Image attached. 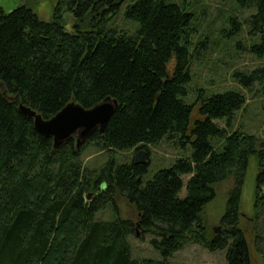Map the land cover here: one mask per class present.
Returning a JSON list of instances; mask_svg holds the SVG:
<instances>
[{
  "label": "trees",
  "instance_id": "trees-1",
  "mask_svg": "<svg viewBox=\"0 0 264 264\" xmlns=\"http://www.w3.org/2000/svg\"><path fill=\"white\" fill-rule=\"evenodd\" d=\"M236 1L255 8L250 23L263 35L253 50L264 49V0ZM124 4L125 18L137 23L133 30L112 22ZM65 12L73 14L72 31ZM193 19L176 0H57L48 20L25 3L9 12L0 7V264H168L192 239L210 251L226 249L227 264H252L240 207L255 156V215H264V139L214 121L245 104L238 89H200L193 102L185 101ZM231 22L238 30L237 20ZM107 97L119 107L105 130L80 148L75 136L55 148L19 108L23 103L50 118L72 100L91 108ZM165 137L190 142L192 154L148 181L147 163L113 156L131 148L148 156L149 144ZM89 140L111 153L100 167L84 163ZM184 175H190L186 183ZM229 177L222 227L208 237L202 212L216 196L215 185ZM184 185L187 194L180 197ZM118 195L136 207L137 225L154 235L162 259L132 257L133 220L97 217ZM258 238L264 258V234Z\"/></svg>",
  "mask_w": 264,
  "mask_h": 264
},
{
  "label": "rangeland",
  "instance_id": "rangeland-1",
  "mask_svg": "<svg viewBox=\"0 0 264 264\" xmlns=\"http://www.w3.org/2000/svg\"><path fill=\"white\" fill-rule=\"evenodd\" d=\"M176 1L184 3L186 8L194 13L191 81L188 84L189 94L185 97V101L193 102L200 89H204L208 94L238 89L246 97L245 104L230 118L214 121L228 131L241 129L264 139V49L253 50L255 45L262 42L263 34L258 26L253 28L250 23V16L255 12V8H244L236 0ZM23 3L32 7L42 19L48 20L54 12L57 0H0V7L9 12ZM125 8L124 4L120 12L113 17L112 22L120 27L133 30L137 27V23L125 18ZM232 18L237 20L238 30L233 29ZM63 20L65 28L72 31L74 29L73 14L63 13ZM173 65L172 60L169 63L170 69ZM243 75L249 76L247 85L241 82ZM148 148L149 155H144L147 163L144 181L151 179L157 170L173 165L178 158L190 157L193 150L190 142L183 145L180 139L166 137L156 144H149ZM140 150L145 151V149L131 148L116 151L113 156L119 162L131 161L137 157ZM110 157L111 153L96 144L95 140H89L83 147L82 158L84 163L91 168L100 167ZM258 171V161L255 156H251L243 185L240 227L249 244L252 264H264V258L258 250L257 243L258 233L264 234L262 229L264 215L261 218L255 215ZM189 177L190 175L183 176L185 183ZM232 185V177L217 183L214 200L207 204L202 212L208 237L217 233L215 228L222 227L221 217L225 211L228 192ZM186 194L187 188L184 185L179 195L185 197ZM116 215L131 219L136 224L135 233L129 236L133 258L162 259L161 252L152 243L154 235L137 225L139 213L136 207L120 195L116 197L113 205L108 204L97 213V217L103 219H112ZM168 264H227L226 249L210 251L192 239L169 257Z\"/></svg>",
  "mask_w": 264,
  "mask_h": 264
},
{
  "label": "water",
  "instance_id": "water-1",
  "mask_svg": "<svg viewBox=\"0 0 264 264\" xmlns=\"http://www.w3.org/2000/svg\"><path fill=\"white\" fill-rule=\"evenodd\" d=\"M118 107V100L112 97H107L91 108H85L72 100L54 116L44 118L37 110L23 103L19 105L21 112L33 119L35 130L53 139L55 148L61 147L74 136L77 137V147L80 148L95 132L105 130ZM144 155L146 151L140 150L135 158V164H146ZM219 230L220 227L215 228L216 232Z\"/></svg>",
  "mask_w": 264,
  "mask_h": 264
}]
</instances>
